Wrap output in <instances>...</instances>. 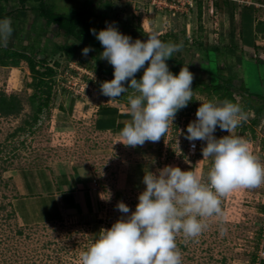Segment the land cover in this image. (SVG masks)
<instances>
[{"label":"rangeland","instance_id":"1","mask_svg":"<svg viewBox=\"0 0 264 264\" xmlns=\"http://www.w3.org/2000/svg\"><path fill=\"white\" fill-rule=\"evenodd\" d=\"M42 1L56 12L75 10L91 38L96 39L90 29L99 32L106 23L114 22L118 31L133 41L146 40L136 31L138 27L147 34L155 31L160 37L181 43L187 40L192 46L183 47L179 55L192 66L193 77L211 84L218 77L233 76V95L241 108L245 106V98L237 90L241 84L264 97V31L256 32L254 49L244 48L240 33L242 30L243 39L248 40L254 21L264 23V0H229L234 11L232 41L224 0H212V14L208 0H195L187 12L156 10L150 0H107L110 11L97 8L93 0ZM250 5L255 10H246L241 21V8ZM2 6L17 35L12 31L6 46L0 41V50L12 47L31 55L40 70L45 62L56 71L50 82L49 106L34 122L29 101L34 92L33 78L27 62L20 61L17 67L0 64V97L15 96L18 100L16 113L0 111V264H81L80 254L99 232L128 215L118 210L119 202L126 204L130 213L135 211L138 195L146 187L143 176L147 172L155 174L165 166H175L199 174L202 182L208 183L212 161L202 156L206 142L189 141L185 136L188 124L197 119L200 103L218 98L215 94L199 87L193 91L188 108L177 112L173 125L160 141H146L135 148L127 146L114 134L98 131L95 115L102 105H114L128 112L127 97L135 90L123 93L127 100L109 99L99 92L103 76L92 69L95 62L88 55L82 56L76 41L66 39L55 26L39 18L31 3L23 8L18 0H7ZM20 9L26 17L19 14ZM72 41L71 53L60 49ZM232 45L236 47L233 54ZM213 46L220 51H213ZM250 100L256 106L262 102L255 97ZM244 112L247 119L235 134L249 142L253 154L264 164V110L257 117L249 108ZM225 135L226 131L216 128L215 137ZM71 169L76 174H59ZM20 171L35 178L40 192L24 190ZM38 172L56 186L60 197L64 193L57 187L60 177L79 178L77 209L73 214L63 206L57 215L34 211V203L28 198L35 200L33 197L43 194ZM220 199L222 214L204 218L207 227L198 237L187 238L182 233L176 236L182 264H264V256L260 255L264 250V183L256 188L236 189Z\"/></svg>","mask_w":264,"mask_h":264},{"label":"clouds","instance_id":"2","mask_svg":"<svg viewBox=\"0 0 264 264\" xmlns=\"http://www.w3.org/2000/svg\"><path fill=\"white\" fill-rule=\"evenodd\" d=\"M11 24L9 18L0 20V41L5 46L13 31ZM90 32L103 47L99 59L114 69V78L102 83L101 93L112 100L129 88L137 93L128 97L131 120L122 128L119 142L135 148L146 141H160L177 112L193 97V74L188 67H181L178 75H173L166 63L181 51L182 43H165L155 31L148 33L146 41H133L120 33L114 22L106 23L99 32ZM91 51L86 46L82 55ZM141 69L143 74L137 80L135 74ZM195 116L185 138L206 142L202 156L212 161L208 183H203L199 174L175 166L145 173L146 187L138 195L135 211L130 213L129 207L119 202L118 210L128 215L99 232L80 254L81 264H182L175 242L178 234L198 237L207 227L204 218L222 214L220 197L264 183V164L253 154L249 142L235 134L247 119L239 104L213 98L200 103ZM217 126L228 135L215 137Z\"/></svg>","mask_w":264,"mask_h":264},{"label":"trees","instance_id":"3","mask_svg":"<svg viewBox=\"0 0 264 264\" xmlns=\"http://www.w3.org/2000/svg\"><path fill=\"white\" fill-rule=\"evenodd\" d=\"M7 0H0V19H5L9 17L8 12H5V7L2 6V2H6ZM95 6L97 8H106L107 10L110 11L111 4L107 0H93ZM18 3L24 8L26 3H31L32 4V9H34L37 12V15L39 18H42L47 24L55 26L56 29L59 31V33L65 37L66 39H73L76 41L80 46L81 49H84L86 46H90L93 51L89 52L88 56L91 58L92 61L95 62L96 67L92 68L96 73L100 74L103 76V81H111L110 77H113V66L109 64L106 60L99 59L100 53L103 51V47L100 44V42L95 39L91 38L86 34L85 31V26H84V21L81 19V16L75 12V10H70L68 13H60L56 12L52 7L46 6L45 3L42 0H18ZM224 4L228 7V15L230 18V40H233L235 31L233 27L234 23V11L232 7V3L229 0H224ZM255 10L254 6H243L240 10L241 16L240 19L241 21L243 20L244 13L247 10ZM20 15L23 17L27 16L24 10L20 9L19 12ZM251 23V21H250ZM125 28H128V25L125 24ZM263 30L264 31V23L263 22H258L257 24H254L250 27L249 33V39H243L242 36V30H240L241 37H242V42L243 46L249 48V49H254L256 48L254 39L256 36V32ZM138 33L142 35L145 39H147V33L143 32L141 28H137ZM14 35H17V31H13ZM159 38L165 42H171L174 44H180L181 42H178L176 39H168L166 36H159ZM253 38V39H251ZM146 41V40H143ZM142 41V42H143ZM183 47L188 49L192 45L188 44L187 40L182 43ZM73 41L71 44L67 45L65 44L64 46H60L61 50H65L67 53H71V50L73 49ZM182 47V48H183ZM227 47V46H226ZM233 49H231V53L236 49L234 45L231 46ZM246 48V49H247ZM213 51H220V48H217L213 46L211 48ZM209 50H207L208 52ZM82 52V50H81ZM242 53V52H241ZM233 54V53H232ZM83 56V55H82ZM208 56V55H206ZM20 61H25L27 62V65L32 73V83L31 86L34 90L33 94L30 96L29 101L30 105L33 108V115H32V121L36 122L38 119V116L49 106V101L51 97V91H52V84L50 83L52 80V77L55 75V69L50 66H46L45 62L43 66V70H40L38 68V63L34 60V58L20 50L13 49L12 47L9 48H3L0 50V64L3 66H18ZM166 63H168L169 70L173 75H178L181 67L187 66L189 71L192 73V66L188 64V62L184 61V57L179 55V52H176L173 54L172 58H169ZM88 68L91 69V65L88 64ZM140 72H137L135 74V78L139 80L142 76V74H139ZM127 83L125 84V87H127ZM193 91L197 90L199 87H201V91H206L211 94H215L220 100L228 99L232 101L233 103H237L235 97H234V77L229 76V77H224V78H217L216 83H205L202 80H199L195 77H193L192 85H191ZM130 90H133L129 88ZM238 93L245 98V106L242 107L243 111L245 109L249 108L253 110L254 114L257 116H260L264 110V97L261 95H256L252 92L249 91V89L244 85L241 84L238 87ZM99 92L101 93V86L99 87ZM135 94L129 95V96H135ZM128 96V95H127ZM128 96V97H129ZM124 94L121 95L119 98L115 99V101H123L127 100L124 98ZM127 97V98H128ZM251 97H255L257 100L262 101L259 105H253L252 101L250 100ZM187 107L183 109H187ZM18 110V100L16 99L15 96H12L11 98L7 99L5 96L0 97V111L3 114H12L16 113ZM97 119L95 121V127L97 130H107V129H112L114 133H120L122 128L127 124L121 123L119 124V127L117 130H114L110 126L116 123V119H130L131 116L128 112L125 113H118V109L115 107H111L108 105H102L99 106L97 109ZM180 115V114H178ZM217 128H219L217 126ZM33 174V173H31ZM40 175L38 178L41 182L40 190L41 193H47L49 192V187H50V182L48 178L46 177L43 172H38ZM20 176L22 183L24 184V190H26L27 193H35L36 190L38 192V184L35 183V178L33 176H27L25 175L22 171H20ZM33 178V179H31ZM66 185H70V180H68L67 176H62L58 180V188L60 187H65ZM61 189V188H60ZM35 191V192H34ZM62 196L60 197L62 200V206L64 207L65 211L67 213L73 214L75 212V205H74V200L73 196L69 191H64V193H61ZM259 264H263L260 262Z\"/></svg>","mask_w":264,"mask_h":264},{"label":"crops","instance_id":"4","mask_svg":"<svg viewBox=\"0 0 264 264\" xmlns=\"http://www.w3.org/2000/svg\"><path fill=\"white\" fill-rule=\"evenodd\" d=\"M255 23L256 22L254 21V24ZM229 41H231V40L229 39ZM254 42H255V45H256V43H257L256 37L254 39ZM244 48H247V47L244 46ZM111 107L117 108L114 105H112ZM117 109H118V113H125L126 112L124 110H121L120 108H117ZM96 119H97V115H95V121H96ZM129 122H130V119L117 118L116 119V123L111 125L110 127L113 128L114 130H117L118 127H119V124H121V123H125L126 124V123H129ZM111 130L107 129V130H98V131L109 132L110 134H114L115 136H117V138H121L120 133H116V132L114 133ZM59 174H76V171L71 169V170L68 171V173L67 172H65V173L64 172L63 173L60 172ZM68 180H70V185H66L65 187H60V188L63 189L64 191H69L71 193V195L73 196L74 205H75V207L77 209V199H76L77 195H76V193L79 190V188H78L79 186H77L79 178H77L76 176H72L70 178L68 177ZM55 187L56 186H52V184H50L49 192L43 193V194L41 193L42 195H40L38 197L37 196L33 197L35 200H32V197L28 198V199H30V201L32 203H34V209H35L34 211L41 212V213L45 212V214H48L47 211L48 212L52 211V212H54L55 215H57L58 213H62V210H64V209H63L62 204H61L62 203L61 202V198L57 194V192L55 191ZM60 188H59V190H61ZM78 194H79V191H78ZM45 216H47V215H45Z\"/></svg>","mask_w":264,"mask_h":264},{"label":"built area","instance_id":"5","mask_svg":"<svg viewBox=\"0 0 264 264\" xmlns=\"http://www.w3.org/2000/svg\"><path fill=\"white\" fill-rule=\"evenodd\" d=\"M194 2L196 3L195 0H150V5L156 10H169L173 12V11H179V9H181L187 12V10H189V8L192 7ZM208 2L210 7L209 13L212 14L213 1L208 0ZM260 255L264 256V250L260 253Z\"/></svg>","mask_w":264,"mask_h":264}]
</instances>
